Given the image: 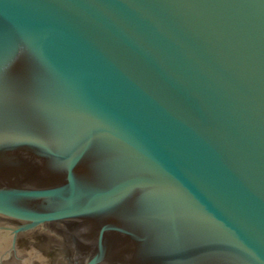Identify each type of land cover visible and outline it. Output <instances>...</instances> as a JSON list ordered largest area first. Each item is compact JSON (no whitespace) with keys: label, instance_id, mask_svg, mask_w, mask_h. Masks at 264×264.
Returning <instances> with one entry per match:
<instances>
[{"label":"water","instance_id":"obj_1","mask_svg":"<svg viewBox=\"0 0 264 264\" xmlns=\"http://www.w3.org/2000/svg\"><path fill=\"white\" fill-rule=\"evenodd\" d=\"M0 217L264 264V0H0Z\"/></svg>","mask_w":264,"mask_h":264},{"label":"flooded vegetation","instance_id":"obj_2","mask_svg":"<svg viewBox=\"0 0 264 264\" xmlns=\"http://www.w3.org/2000/svg\"><path fill=\"white\" fill-rule=\"evenodd\" d=\"M22 225L0 217V264H86L98 249L94 230L66 223L47 224L14 235L6 230Z\"/></svg>","mask_w":264,"mask_h":264}]
</instances>
